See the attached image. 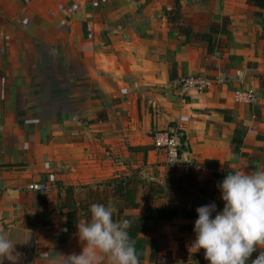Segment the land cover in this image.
Here are the masks:
<instances>
[{"label":"crops","instance_id":"crops-1","mask_svg":"<svg viewBox=\"0 0 264 264\" xmlns=\"http://www.w3.org/2000/svg\"><path fill=\"white\" fill-rule=\"evenodd\" d=\"M174 1L0 0V229L17 244L19 264H63L61 255L79 254L77 225L90 220L106 181L140 182L138 207L122 214L123 199L107 189L105 206L120 221L163 206L175 182L197 177L198 189H217L207 160L219 171L264 168V9L247 0H178V25L192 28L186 36L168 22ZM222 17L228 36L210 46L194 36ZM194 75L211 87L183 86ZM240 91L254 99H237ZM237 129L243 137L233 149ZM176 130L187 151L168 165L152 135ZM30 183L46 189L28 191ZM149 187L164 192L147 200ZM190 203L182 204L193 216L155 224L157 249L147 246L140 264L196 261ZM57 206L75 210V233Z\"/></svg>","mask_w":264,"mask_h":264},{"label":"clouds","instance_id":"clouds-1","mask_svg":"<svg viewBox=\"0 0 264 264\" xmlns=\"http://www.w3.org/2000/svg\"><path fill=\"white\" fill-rule=\"evenodd\" d=\"M217 186L224 208L216 213V204L211 203L196 209V238L189 251L203 249L204 259L210 264H248L259 249L252 264H264V168L250 173L235 171ZM89 211L90 220L77 225L82 251L61 255L63 264H140L129 235L132 223L127 219L115 221L113 209L104 204L94 203ZM16 245L0 229V264L5 259L19 264L21 254L16 252Z\"/></svg>","mask_w":264,"mask_h":264},{"label":"trees","instance_id":"trees-1","mask_svg":"<svg viewBox=\"0 0 264 264\" xmlns=\"http://www.w3.org/2000/svg\"><path fill=\"white\" fill-rule=\"evenodd\" d=\"M247 4L254 5L259 9H264V0H247ZM168 22L175 28L178 32L189 36L192 32V28L190 26L182 27L178 25L180 19V6L179 1L175 0L173 3V8L166 12ZM229 27V19L226 17H222L220 24H212L209 27V32L207 34H194L195 37L202 39L208 42L210 46L213 42V39L218 34L222 35H229L228 31ZM243 133L240 130L234 131V136L232 139V147L233 149L236 147L237 144L242 142ZM182 145L180 148V153L183 151H187V148L184 145V139L181 138ZM235 145V147H234ZM216 161H205V166L211 169L213 172V177L217 179L218 182H221L225 179L228 174L234 173L229 169L224 168L223 170H218ZM140 184L139 181L133 180L131 177H124V178H115L110 181H106L103 184L98 185L101 187L99 193L95 192L94 199L96 203L104 204L105 199L107 198V189L111 187L112 189V196L113 197H120L123 199V204L121 208L118 210V214L123 213L124 208H132L135 209L138 207V203L136 200V186ZM218 184V183H217ZM71 188L66 189V193H72ZM164 190L162 188L155 189L154 187H149L147 192L145 193V199H149L155 196L157 193H163ZM170 191L167 192L169 194ZM60 199V197H58ZM215 202L219 205L220 212L224 208V202L215 200ZM45 204V202H42ZM83 209H87V206L81 205ZM59 210V211H58ZM57 211L65 217V220L68 224V232L75 233L77 231L76 221L77 216L75 214V210L71 209L65 213H62L61 208L57 206ZM194 212L191 210L181 207L178 205L173 198H169L163 206H148L143 214L139 217L136 216H124L123 219H127L132 223V228L129 230V235L134 242L137 254L139 256V260H142L145 255V249L147 246L151 247L152 254H154L155 250L157 249V237L155 236V224L158 222H170L177 217H189L193 216ZM88 217L90 219V215L88 213ZM180 231L191 233L193 232V227L191 226H180ZM141 234H145V237H141ZM259 249L257 252H254L250 257L248 264H252V261L255 260L259 255ZM202 252V251H200ZM195 253L191 255L192 259H195V262L188 261L185 264H204V258L201 253Z\"/></svg>","mask_w":264,"mask_h":264},{"label":"built area","instance_id":"built-area-1","mask_svg":"<svg viewBox=\"0 0 264 264\" xmlns=\"http://www.w3.org/2000/svg\"><path fill=\"white\" fill-rule=\"evenodd\" d=\"M211 82L199 75H194L186 77L183 79V86L187 88H195L199 92L207 91L211 87ZM235 97L239 100H252L254 99V94L249 92H237ZM182 135L181 131H159L152 135V143L154 147L165 154V160L168 165H175L180 159V148L183 144L181 141ZM26 189L28 191H45L46 187L42 184L30 183L27 185ZM211 203L216 204V213L220 212L219 205L215 200H208L204 205H209ZM213 213V217L215 214Z\"/></svg>","mask_w":264,"mask_h":264},{"label":"rangeland","instance_id":"rangeland-1","mask_svg":"<svg viewBox=\"0 0 264 264\" xmlns=\"http://www.w3.org/2000/svg\"><path fill=\"white\" fill-rule=\"evenodd\" d=\"M184 179V178H183ZM202 180H198V178L196 177L195 180H187L185 182L181 181V183H183V185H178V182H175L176 187L173 189V186H170L168 188L169 192V196L170 198L175 199L176 203L179 204L181 207H183L184 205L182 203L185 204H189L190 201H193V203H190V205L192 207H195V209H197L198 207L204 206V204L208 201V200H219L222 201L221 199V192L219 190V188L216 189L215 187H211V189L209 188L207 191L205 188H201V182ZM198 185H200V188L198 189ZM218 185V184H217ZM192 187L196 190H198V194L199 195H195ZM218 187V186H217ZM188 189V190H186ZM186 190V191H185ZM217 191V192H216ZM186 207V206H184Z\"/></svg>","mask_w":264,"mask_h":264}]
</instances>
